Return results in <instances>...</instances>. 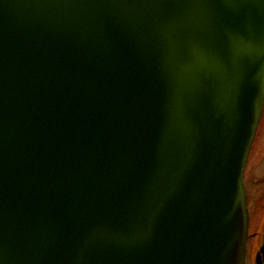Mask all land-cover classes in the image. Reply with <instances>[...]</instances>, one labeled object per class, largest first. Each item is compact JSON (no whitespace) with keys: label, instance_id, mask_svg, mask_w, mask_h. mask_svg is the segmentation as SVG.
Instances as JSON below:
<instances>
[{"label":"water","instance_id":"obj_1","mask_svg":"<svg viewBox=\"0 0 264 264\" xmlns=\"http://www.w3.org/2000/svg\"><path fill=\"white\" fill-rule=\"evenodd\" d=\"M263 103L264 0H0V264H246Z\"/></svg>","mask_w":264,"mask_h":264},{"label":"rangeland","instance_id":"obj_2","mask_svg":"<svg viewBox=\"0 0 264 264\" xmlns=\"http://www.w3.org/2000/svg\"><path fill=\"white\" fill-rule=\"evenodd\" d=\"M244 181L252 213L249 232L257 231L254 237L250 235L248 238L246 264H255V254L262 244L264 221V103L246 163Z\"/></svg>","mask_w":264,"mask_h":264},{"label":"flooded vegetation","instance_id":"obj_3","mask_svg":"<svg viewBox=\"0 0 264 264\" xmlns=\"http://www.w3.org/2000/svg\"><path fill=\"white\" fill-rule=\"evenodd\" d=\"M246 196H247V207H248V212H249V224H248V238L250 235H252L253 237L257 234V231H253L252 234H250V227H251V223H252V213H251V208H250V204H249V195L247 193V190H246ZM262 228L264 230V221H263V225H262Z\"/></svg>","mask_w":264,"mask_h":264}]
</instances>
